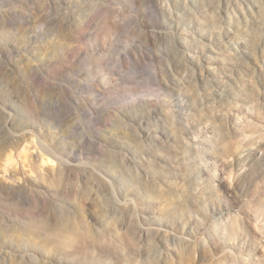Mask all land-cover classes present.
I'll return each mask as SVG.
<instances>
[{
    "label": "clouds",
    "instance_id": "9594fccd",
    "mask_svg": "<svg viewBox=\"0 0 264 264\" xmlns=\"http://www.w3.org/2000/svg\"><path fill=\"white\" fill-rule=\"evenodd\" d=\"M0 264H264V0H0Z\"/></svg>",
    "mask_w": 264,
    "mask_h": 264
}]
</instances>
